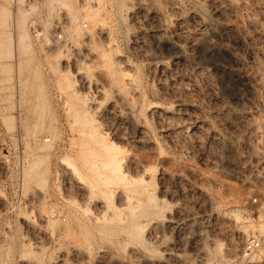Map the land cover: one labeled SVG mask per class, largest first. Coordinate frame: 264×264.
Listing matches in <instances>:
<instances>
[{
  "label": "rangeland",
  "instance_id": "rangeland-1",
  "mask_svg": "<svg viewBox=\"0 0 264 264\" xmlns=\"http://www.w3.org/2000/svg\"><path fill=\"white\" fill-rule=\"evenodd\" d=\"M0 37V264H264V0H19ZM108 143L149 166L134 240L117 180L86 185Z\"/></svg>",
  "mask_w": 264,
  "mask_h": 264
},
{
  "label": "bare ground",
  "instance_id": "bare-ground-1",
  "mask_svg": "<svg viewBox=\"0 0 264 264\" xmlns=\"http://www.w3.org/2000/svg\"><path fill=\"white\" fill-rule=\"evenodd\" d=\"M3 6L0 7V14H1V11L3 9ZM104 89L105 88L103 87V85L102 86H98L97 92H96L95 95L99 96V94L102 93L104 91ZM85 112L84 113L81 112V114H79V115L77 114L78 117L75 116L76 114L74 115V112H72L73 113L72 115H74V116L70 117L71 118V122L73 123V125H77V127H76L77 130L76 131L82 132V135L86 134L89 137L88 139H90L89 141H90L91 144L99 145L100 142L103 141L102 140L103 139V135L100 132H99L100 134L98 132H96L95 131L96 129L94 127H93V129H92V127L91 128L89 127L90 130H85V129H89L86 126L92 121V120H90V118L87 117V114L88 113H85ZM79 116H81V118H79ZM123 116H124V119L123 118L122 119L125 120V122H130L131 121V118H130V116L128 114H125ZM138 127H139L138 128L139 131H141V129H143L141 125L138 126ZM81 140H83V139H81ZM110 143H108L106 145L103 144L98 149L82 150V152L84 153V161H85V165H86L85 168H87L88 171L91 173L89 177H91V175H92L91 181L88 182L86 185L88 186V184H89L90 191L92 192L93 191L92 188L95 186L94 185V182H97V183L103 185V188H104V187H108L111 184V181L117 180V210L121 208V207L118 208V206H119V204H122V203H124L126 205L125 207H127V209H130L128 211V217L127 218L124 217V218H126V223L123 226H121V227H122V230L128 235V237L130 236V238L132 237L133 239L132 238L131 239L134 240L136 238V237L134 238V236L136 235V232H137L136 231L137 229H135V228L138 226V221L137 220L138 219L140 220V218H141V217H139L138 219H136V216H138V214H142L143 217H144L145 214L147 215L149 213L152 214L153 212H155L154 207L156 206L155 205L156 196L153 195L149 191V189L147 188V181L144 178V174H145L146 170L149 168V166L146 165L145 163L143 164L142 162H139V161L133 162L134 160L133 161H131V160L130 161H127L126 166L123 165L122 164V160H121V157H122L121 156V149L119 148V145H114L113 143L112 144H110ZM139 143H142V142L140 141ZM109 145H112V146H109ZM113 145L116 146V147L114 148ZM116 148H117V150H115ZM131 162H133L135 166H138L139 167L140 174H134V175H127L126 174V172H127L126 167H128V166L131 167V165H130ZM93 180H94V182H93ZM89 186H88V188H89ZM124 190L128 191V193L126 192L127 194L126 193L124 194ZM97 194H99V193H97ZM95 196H96V194H95ZM142 197L144 199H142ZM158 206L159 205H157V208L156 209H158ZM123 209H120L119 211H122ZM126 213H125V216H126ZM43 214H44V212H43ZM122 216H124V215L122 214ZM100 217H101V215H100ZM122 218L119 215V212L117 211V220H118V222L121 221L120 219H122ZM124 220L125 219H123V221ZM109 221H110V219H109ZM118 222H117V224H118V226H120L121 224L119 225L120 222L119 223ZM140 226L138 228H140ZM161 226L162 225H159L158 224V225L154 226V228L152 227L153 228L152 233H154L155 238H158L159 236H162L163 235L162 234V230H161ZM121 227H120V229H121ZM156 236H158V237H156ZM30 243H32L33 245L35 244L34 247H36L37 249H39V246L40 245L38 243H36V242H30ZM60 249H61V247H60ZM131 249H133V248H131ZM134 251L136 252V249ZM135 252H133V253L130 254L133 257V259L131 258L132 259V264L133 263L134 264H153V261H151V260H149L147 258H143L142 257L143 256L142 254L140 255V254L135 253ZM76 254H79V251L76 252ZM64 256H66V253H62L59 256V260L61 261L62 264L64 263V261H66ZM201 259H204V258L202 257ZM125 260H123V261H125ZM67 261L65 263H67ZM125 262H127V260ZM125 262H123V264H127ZM128 263H129V261H128ZM157 263L159 264L160 262H157Z\"/></svg>",
  "mask_w": 264,
  "mask_h": 264
},
{
  "label": "built area",
  "instance_id": "built-area-1",
  "mask_svg": "<svg viewBox=\"0 0 264 264\" xmlns=\"http://www.w3.org/2000/svg\"><path fill=\"white\" fill-rule=\"evenodd\" d=\"M5 4L14 6L19 4V0H0V7H2ZM32 28H33L32 31L33 35L38 34V30L35 29V27ZM4 67L5 66H4L3 58L0 57V84L9 81L7 76V71L5 70ZM7 112H9V108H7L3 104H0V113H7ZM6 144L7 143L5 140L0 141V145H6ZM252 200H254V198H252ZM262 236L263 235H259V234H251L245 236L241 244L242 252L244 254L250 255L257 249H259L263 240Z\"/></svg>",
  "mask_w": 264,
  "mask_h": 264
}]
</instances>
